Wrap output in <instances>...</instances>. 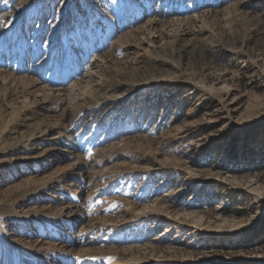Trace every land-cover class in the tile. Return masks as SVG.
Segmentation results:
<instances>
[{"label": "rangeland", "instance_id": "obj_1", "mask_svg": "<svg viewBox=\"0 0 264 264\" xmlns=\"http://www.w3.org/2000/svg\"><path fill=\"white\" fill-rule=\"evenodd\" d=\"M0 264H264V0H0Z\"/></svg>", "mask_w": 264, "mask_h": 264}]
</instances>
